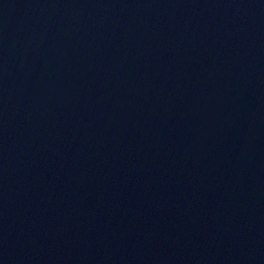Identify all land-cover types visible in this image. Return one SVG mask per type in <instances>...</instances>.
<instances>
[{
  "label": "water",
  "instance_id": "obj_1",
  "mask_svg": "<svg viewBox=\"0 0 264 264\" xmlns=\"http://www.w3.org/2000/svg\"><path fill=\"white\" fill-rule=\"evenodd\" d=\"M0 264H264V0H0Z\"/></svg>",
  "mask_w": 264,
  "mask_h": 264
}]
</instances>
